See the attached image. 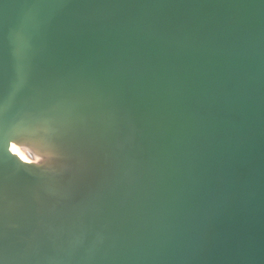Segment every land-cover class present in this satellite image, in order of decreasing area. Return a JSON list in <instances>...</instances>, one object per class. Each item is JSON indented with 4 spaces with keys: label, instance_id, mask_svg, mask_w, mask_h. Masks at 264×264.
<instances>
[{
    "label": "water",
    "instance_id": "obj_1",
    "mask_svg": "<svg viewBox=\"0 0 264 264\" xmlns=\"http://www.w3.org/2000/svg\"><path fill=\"white\" fill-rule=\"evenodd\" d=\"M0 264H264V0H0Z\"/></svg>",
    "mask_w": 264,
    "mask_h": 264
},
{
    "label": "bare ground",
    "instance_id": "obj_2",
    "mask_svg": "<svg viewBox=\"0 0 264 264\" xmlns=\"http://www.w3.org/2000/svg\"><path fill=\"white\" fill-rule=\"evenodd\" d=\"M25 122L26 121H22L19 125L21 127L31 126V123ZM48 124L47 122L46 127H50ZM28 134H30V136L26 133L15 135L8 142V151L11 156L18 160V163H20L24 169L37 171V173L44 175V182L47 186H41V189H44L46 192H52L49 187L53 185H51V181L48 182V180L52 177H65L64 175H66L68 170L66 161L71 155L68 146H66L67 139L63 140L56 136L55 133L50 134L47 139L38 137L32 132H28ZM13 146L16 149L15 153L11 150ZM21 157H24V159H21ZM7 178L17 179L14 175L12 177L8 176ZM56 180L59 181L60 179ZM24 184L29 189L33 187L35 183L25 180Z\"/></svg>",
    "mask_w": 264,
    "mask_h": 264
},
{
    "label": "snow or ice",
    "instance_id": "obj_3",
    "mask_svg": "<svg viewBox=\"0 0 264 264\" xmlns=\"http://www.w3.org/2000/svg\"><path fill=\"white\" fill-rule=\"evenodd\" d=\"M14 153L16 152V149L14 148V146H13V148L11 149ZM21 159H24V157H21Z\"/></svg>",
    "mask_w": 264,
    "mask_h": 264
}]
</instances>
